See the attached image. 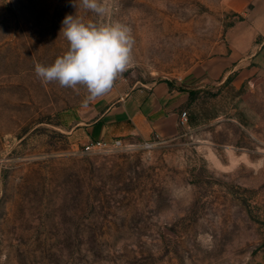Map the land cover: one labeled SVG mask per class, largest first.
Listing matches in <instances>:
<instances>
[{"label":"rangeland","instance_id":"374dc122","mask_svg":"<svg viewBox=\"0 0 264 264\" xmlns=\"http://www.w3.org/2000/svg\"><path fill=\"white\" fill-rule=\"evenodd\" d=\"M106 6L0 0V264H264V0ZM67 15L132 29L134 62L99 98L35 74L68 49ZM164 83L189 96L174 136L84 154L83 129Z\"/></svg>","mask_w":264,"mask_h":264},{"label":"clouds","instance_id":"9594fccd","mask_svg":"<svg viewBox=\"0 0 264 264\" xmlns=\"http://www.w3.org/2000/svg\"><path fill=\"white\" fill-rule=\"evenodd\" d=\"M80 3L100 16L109 11L106 0ZM62 25L68 49L50 65L35 64L37 78L44 84L55 82L65 88L82 86L88 93L86 100L107 94L134 62L132 29L119 21L85 23L76 15L65 16Z\"/></svg>","mask_w":264,"mask_h":264},{"label":"crops","instance_id":"0c3cea01","mask_svg":"<svg viewBox=\"0 0 264 264\" xmlns=\"http://www.w3.org/2000/svg\"><path fill=\"white\" fill-rule=\"evenodd\" d=\"M188 101L187 94L166 83L134 90L109 107L91 127L83 130L93 140L109 139L115 135H140L148 140L154 133L172 137L182 124L180 110Z\"/></svg>","mask_w":264,"mask_h":264},{"label":"built area","instance_id":"2783aa9c","mask_svg":"<svg viewBox=\"0 0 264 264\" xmlns=\"http://www.w3.org/2000/svg\"><path fill=\"white\" fill-rule=\"evenodd\" d=\"M188 121L187 114H183L181 117V123L185 124ZM160 135L158 133H154L152 137L148 140H144L142 146L143 149L149 150L154 148L155 144L160 141ZM118 143H122V141H117L115 143H110L105 140H94L84 145L83 152L84 154H101L103 152L112 151L115 147H117Z\"/></svg>","mask_w":264,"mask_h":264}]
</instances>
